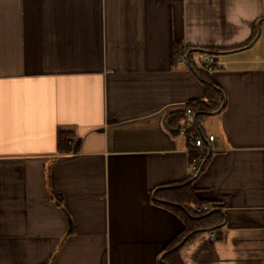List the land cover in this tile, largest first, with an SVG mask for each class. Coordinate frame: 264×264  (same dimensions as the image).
<instances>
[{
	"label": "crops",
	"instance_id": "crops-1",
	"mask_svg": "<svg viewBox=\"0 0 264 264\" xmlns=\"http://www.w3.org/2000/svg\"><path fill=\"white\" fill-rule=\"evenodd\" d=\"M172 42L218 48L207 135L176 129L205 87ZM199 169L220 237L181 263L264 264V0H0V264H158L183 224L156 193Z\"/></svg>",
	"mask_w": 264,
	"mask_h": 264
},
{
	"label": "trees",
	"instance_id": "trees-1",
	"mask_svg": "<svg viewBox=\"0 0 264 264\" xmlns=\"http://www.w3.org/2000/svg\"><path fill=\"white\" fill-rule=\"evenodd\" d=\"M193 49L190 46L182 47L181 44L177 42L171 43V59L172 63H175L179 60L180 54L187 53L188 50ZM208 52H215L218 48H204ZM196 53V52H195ZM203 54V53H201ZM189 60H191V52L187 55ZM200 77H202V81L205 87V96L203 99L196 100H188L185 103V107L190 108L192 112H196V118L198 115L203 113L207 114L208 112H212L216 110L221 104V94L215 89L212 80L207 75V70L202 67L199 69ZM174 119L173 121H175ZM174 123V122H173ZM193 126L187 129V132H192ZM70 134L69 131L59 130L57 133V145L59 152L68 151V148L64 146L65 139ZM195 135H197L195 133ZM156 196L159 197L160 200H165L170 203H176L184 207L185 211L179 206L172 205L170 203L165 202L163 205L168 209L172 210L176 213L182 221L183 228L182 230L173 237L170 242L167 244L165 248L164 262L167 264H182L180 259L178 258L179 249L189 242L194 236L199 233L198 231L192 233L187 237V239L179 245L182 238L198 229L210 228L212 232H215L217 237H220V226L219 223L222 220V215L218 212H212L209 215L203 216L204 213H195L193 211V206H200L209 204L208 201L200 200L196 197L193 188L191 187V182L183 184L180 182L179 185L167 189L160 190L156 193ZM158 264H161L158 262Z\"/></svg>",
	"mask_w": 264,
	"mask_h": 264
},
{
	"label": "built area",
	"instance_id": "built-area-1",
	"mask_svg": "<svg viewBox=\"0 0 264 264\" xmlns=\"http://www.w3.org/2000/svg\"><path fill=\"white\" fill-rule=\"evenodd\" d=\"M186 59V55L185 53L180 54L179 56V61L181 63H183ZM201 64L202 67L204 69H206L207 71H210L214 68L215 64H216V58L215 56L208 52V53H203L201 55ZM185 113H186V118L181 120L180 124H178L176 126V129H178V131L180 133H186V127L192 125V111L190 110V108H185ZM187 139L188 141L191 143L190 146V152H191V156L189 159V165H190V169L194 172L197 170L199 164L202 162L203 157H204V153H203V138L195 135L194 133H188L187 134ZM208 141L213 140V136L209 135L207 137ZM211 205L210 204H205V205H200V206H193V211L195 213H206L211 209ZM214 238H216V236H214Z\"/></svg>",
	"mask_w": 264,
	"mask_h": 264
},
{
	"label": "water",
	"instance_id": "water-1",
	"mask_svg": "<svg viewBox=\"0 0 264 264\" xmlns=\"http://www.w3.org/2000/svg\"><path fill=\"white\" fill-rule=\"evenodd\" d=\"M191 51H200V52H202V53H208V51L205 50V49H201V48H193V49H190V50L187 51V55H188ZM222 106H223V104H221V105L219 106V108H218L216 111L211 112L210 114L218 113V112L221 110ZM195 117H196V115H194V116L192 117V120L195 121V120H196ZM199 171H200V169L198 170V172H197L194 176H192V177H191L190 179H188L187 181L183 182V184H186V183L191 182V180H192V179H193V178L199 173ZM168 187H170V186H163L162 188H168ZM173 187H175V186H173ZM153 195H154V194H153ZM160 201L163 202V203L167 202V201H165V200H160ZM167 203H170V202H167ZM170 204L175 205V206H179L180 208H182V209L185 211L184 207H182L181 205H178V204H176V203H170ZM214 211H217V212H219V213H222V212H221L220 210H218V209H211V210H209L208 212L204 213L203 216L209 215L210 213H212V212H214ZM209 230H210V228H205V229H198V230H194V231H192V232H189L188 234H186V235L182 238V240H181V242L179 243V245L182 244V243L187 239V237H188L189 235H191L192 233H194V232H196V231L200 232V231H209ZM165 253H166V252H164L163 254H161V256H160L159 259H158V262L161 263V264H167L166 262L163 261V257H164V255H165Z\"/></svg>",
	"mask_w": 264,
	"mask_h": 264
},
{
	"label": "rangeland",
	"instance_id": "rangeland-1",
	"mask_svg": "<svg viewBox=\"0 0 264 264\" xmlns=\"http://www.w3.org/2000/svg\"><path fill=\"white\" fill-rule=\"evenodd\" d=\"M210 117H211V114H203V113H201V114L198 115V120L202 121V127H203L204 132L206 133V135H207V133L209 131H212L213 128H214V124L211 123Z\"/></svg>",
	"mask_w": 264,
	"mask_h": 264
}]
</instances>
